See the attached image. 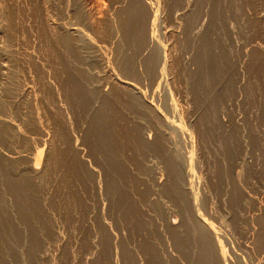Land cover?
Here are the masks:
<instances>
[{
  "label": "rangeland",
  "instance_id": "rangeland-1",
  "mask_svg": "<svg viewBox=\"0 0 264 264\" xmlns=\"http://www.w3.org/2000/svg\"><path fill=\"white\" fill-rule=\"evenodd\" d=\"M73 1L74 2H72V0H60V2L55 1V0H52V1L51 0H32V1L31 0H16V1L15 0H13V1L9 0V2H8V0H2V1L0 0V3H1L0 9L2 7L4 8V9L3 8L1 9L3 11L0 10V14H1L0 15V19H1L0 20V31H1V33H0V44H1L0 47L5 46L6 45L5 43H7L9 41H11L12 47H13V53L11 52L9 54V53L4 52L2 54L3 57L1 56V59H4L3 61L8 63L10 65L11 69L14 70V71H11L10 74H14V75L16 74V76H17V73H18V76H19V73H20V76L23 77V80H22V78L19 76V80H22V82L19 81L21 83L20 85L23 87L24 86L23 84H28V86L30 88L28 93L26 92L27 95H26V93L23 95L24 98L20 97V98L16 99L17 101L15 100L17 102V104L19 103L18 104L19 106H17V104L16 105L14 104L15 105L14 108L16 109V107H18V109H19V107H20L21 110L16 109L17 111H19V113H17V111H16L17 114L14 117H15L16 121L18 120L16 123L21 124L20 125L21 128H26V120L24 121L22 119L23 117L26 119V117L28 116L27 118L31 119V128H32L31 129L32 132L30 131L31 132V152H32L30 154L31 159L34 155V152L38 149L37 147L43 149V152L45 153V154L43 153L41 165H40L41 170L38 174H36V172H31L30 168L25 167L26 168L25 169L24 166L20 165L21 168L20 169L17 168L15 176L21 177L25 173H26V175H28V174L32 175L33 174L34 176L32 175V177L27 176V177L31 178V184H33L34 182L35 183L37 182L36 180L39 179L41 173L43 174L44 172H46L47 167H48L49 171L48 170L47 171L51 172V173H48V174H50L49 176L51 177V178L50 177L49 178L52 180V181L50 180L49 186H50V184H52L53 186L52 185L51 186L55 190L58 191V192L57 191L54 192V189H50L51 186L50 187L48 186L49 188L48 189L46 188V190L48 191V193H47V191L42 189V188L36 189L35 187H37V186L35 183H34V185H32L33 187L35 186L34 188L36 190L35 189L34 190L37 191V192H35L33 189H31L32 192H34L35 197L36 198L38 197L37 199H40L42 194H43V197L41 198L43 200L41 201V199H40L41 203H39V200L36 199V201H38V203L40 204V205H37V208L41 207L43 210H45V211H43L42 209L39 210V208H38L40 213L37 210V216L39 217V215H40L41 220L39 219L40 221H38V220L35 221V223H36L35 225H37V228L40 227V230H41V226H43L41 223L46 221V223L45 222L43 223L44 225L47 224L44 227V228H46V231H44L45 230L44 228L42 229V231H40L41 234L39 233V236L41 237V239L37 238L39 236L36 237L37 240H39V244L36 246L32 245L30 247V250L28 249L29 247H24L22 249L17 248V251H16V249L11 250L9 252V254L10 253L13 254V252H14V254L13 255L10 254L9 255L10 257H7V258H9L8 260H7V258L5 259L7 262L5 260H3L4 259L3 258L4 252L2 251V249H0L1 250L0 251V264L1 263L2 264H4V263L15 264V262L17 264H97V263L98 264H111V263L112 264H127V263L128 264H136V263L137 264H163V263H165L166 264V262H168V260H169V259L166 260V258H168V257H166L164 259L163 257L161 258V256H160V258L157 259L158 258L157 253L160 250L159 244L160 243L163 244L164 238H163L162 233H160L158 226H156V222H154V220H153V222L155 223V224H153L154 226L152 224H151L152 226H146L143 223H141L142 225L138 224V225H136L137 227L134 226V223L131 225V224H129L130 223L129 222L128 223L130 225V227H129V225L127 224V221L125 222V220H124V219H127L129 217V214L134 213V209L137 211L136 213L141 214V212H143L147 217H149V218L153 217L154 219H156L154 214H157L158 212H156V213H154V212L156 209L161 208V202L162 203L165 202L163 204L171 212V214H172V215L170 214L171 218H174L173 220H176V222H179L178 220H180V222H182V220L184 219L183 216L186 215L185 212H187L188 206H189L188 212L191 209L193 211V213H192L193 215L200 213L201 216L206 218V220L209 222L210 227H211V229L208 231V233L210 234L212 232L210 235V238L211 239L213 238L212 243L215 242L214 244L216 246V242H218L219 245H218V243H217V245L219 246V248H221V250H220L221 252L219 251V253L223 252L225 254V255L223 253L218 254L217 251L214 250V247H212L214 250L213 253H215L214 254L215 255V261L217 260V262H216L217 264H261V263L264 264V258H263L264 257V172H263L264 171V0H224V1L223 0H207V1L206 0H140V1H142L141 4L143 3L142 6H144V9L147 13L146 14L147 15V21H146L145 26L143 28V29L147 28L146 31L143 30L144 35H145V41L152 38V29H151L152 28V19L154 18V14L155 13L157 14L156 31H155V36L153 37V38H155L156 41L155 40H153V41H155V43H157V45H159L161 47V54H162L163 58H165V61H164L165 64L164 63L163 64L165 65V74H166V75L165 74L163 75L164 77L162 76L164 84H161L160 89H159L160 86L157 85L158 78H156V81H155V79H153V75H152V77L151 76L148 77L149 74L146 72L147 70L145 68L144 63H145L146 57L149 54V51H148V49L144 50V47H145V44H147V43L145 41H143L142 45H140V46L138 45V50H137V48H135L132 44L135 39L133 38L134 36H133V33L131 32V29L127 30V28H126V31L122 27H121L122 29H120V22L118 19V15H120L119 10L126 0H102V1L101 0H84L85 2L83 0H73ZM202 1H203V3H202ZM81 2L83 3L82 5H81ZM233 3H235V4H233ZM13 4H18V5H13ZM49 4H50V6H49ZM20 5L23 7H21ZM213 5H214V9H213ZM12 6H13V9L15 11L12 8H10ZM67 6H68V8H67ZM81 6H82V9H81ZM228 6H229V8H228ZM233 6H234V8H233ZM64 7H66V8H64ZM72 7L74 8V10ZM21 9H22V11H25V12L23 13L21 11ZM55 9H57V10H55ZM63 9L66 12L67 11L68 12L66 13L65 11H63ZM77 9H79L80 13ZM228 9L229 10L231 9L230 12H228L229 11ZM233 9L235 12H233ZM12 10H13V12H12ZM16 10L18 11V13L20 15L17 13ZM50 10H52V11H50ZM215 10L217 11V13L215 12ZM224 10L226 11V13ZM4 11H6L7 13L9 12L8 15H6L7 13ZM44 12L46 13V15L48 17L50 16L52 19L47 18V16L45 15ZM64 12L66 13V15ZM81 12L83 13V15ZM55 13H57V15ZM79 14H81V16ZM210 14L214 15L213 17L211 16L213 19L210 17ZM225 14H226V16H225ZM229 14H231V15H229ZM232 14H235V16H237V18L236 17L235 18L238 21L237 22L234 21V23H235V25H238V26H235V25L232 26V24H234L233 22L231 23V21L234 19V17H232ZM12 15H14V17ZM32 15H33V17L35 16L36 19H35V17L32 18ZM40 15H42V16H40ZM62 15L63 16L65 15V16L63 17ZM193 15H194V17L196 15V17L198 19H196V17L193 19ZM24 16L26 18H24ZM52 16H54V17H52ZM199 16H200V18H199ZM223 16L227 17L229 19L231 18L230 22H229V24L231 23L230 24V33H229L231 38L228 37V39H227L226 35L224 36L226 38L223 37L226 40L225 41L226 44L224 43L223 44L224 48L223 47L222 48L225 51V58L228 60V57L229 58L233 57V59L232 60L229 59L231 61L228 60L229 62L226 63L227 60L224 58V62L226 63L224 65V69L226 71H225V73H223L221 75L220 78H218V82L217 81L214 82L213 87L211 85V89H213V88L215 89V90L213 89L211 93L215 94V96L213 95L212 96L213 98L212 99L210 98L211 101L208 98L207 101L204 102V101H202L203 99H200L201 97H200V94L198 91L199 88L197 89V86H195L196 82L193 78V74H195L197 71L196 70L197 66L195 65V64H197L195 61L197 58H195V57L196 56L198 57V55H195V54L200 53L201 38L203 40V38L205 36H209L211 33H217L219 35L218 32L224 33L225 30H226L225 32H227L228 26L226 28L222 23L223 22L222 19H224ZM57 17L58 18L60 17L61 21ZM214 17H215V19H214ZM66 18H70V19L67 20ZM79 18H81V19H79ZM26 19H28V20L26 21ZM38 19H40L43 23ZM217 19H219V20H217ZM12 20L13 21L15 20V22L12 23L13 22ZM196 20H197V22H196ZM212 20L214 22H212ZM28 21H30L31 23ZM34 21L36 23H38L37 24L38 26L40 24L42 26H39L40 28H38V26L36 25V23H34ZM47 21L49 24L47 23ZM54 21L57 24L54 23ZM127 21L128 20H126L127 25L125 23L126 27L131 24ZM7 22H8V25H7ZM68 22H70V23H68ZM190 22H191V24H190ZM194 22H195V24H194ZM215 22H219V23H217V25L219 24L218 27H217ZM75 23H76V25L78 24L77 26L80 29V34L72 33L69 35L66 28L68 26L75 25ZM34 25H36V26H34ZM47 25H49V26H47ZM220 25L225 29L222 30L221 29L222 27L220 28ZM32 26H34L35 28ZM111 26L113 28L115 26V28H114L115 30L112 29ZM43 27H44V29H43ZM52 27H53V30H52ZM195 27H197V29L198 28L199 29L197 30ZM206 27L208 29H210L209 31H211V33L209 31H207L208 29ZM233 27L237 28V30L235 29L237 32L235 30H233L234 29ZM56 28L59 32L56 30ZM214 28H215V31L218 28L217 29L218 32L217 31L215 32ZM231 29H232V31H231ZM42 31H44V32H42ZM55 31H57V33ZM233 31H235V32H233ZM5 32H7V33H5ZM45 32H48V34ZM116 32L120 34V36H119L120 38H121V35L123 37V38H121L122 42L124 41L122 48H124L126 50L125 53L135 57L136 60L140 59L139 62L135 61V65L137 67H135L136 69L134 68L133 71H131L132 74L127 73V75H126L125 70H123L124 69L122 66L123 61L121 60V57L119 58V53H118V52H120V46L117 47L116 43L118 41L114 42V40H117V39H113V36ZM207 33H210V34L208 35ZM4 34H5V36H4ZM43 34L46 37H44ZM54 34H55V36H54ZM60 34L61 35L64 34V36L62 35L63 37L68 36V37L75 38V40L71 39V46L73 49L72 48L68 49L62 43L57 42L61 37ZM74 34L78 37H76ZM48 35L52 36V37H49ZM59 35H60V37H59V39H57V37ZM2 37H3V39H2ZM53 38H56V39L54 40ZM4 39H6V40H4ZM127 39H129V40H127ZM229 39H231V40L229 41ZM2 40H4L5 43ZM232 40H233V42H231ZM234 40L237 43L236 42L234 43ZM72 41H74V42H72ZM125 41H127V42H125ZM129 41H131L132 46L128 44ZM227 42H228V44H227ZM46 43H47V45H46ZM59 43H60V45H59ZM74 43H75V46H74ZM232 43H233V45H231ZM237 45H238V47H237ZM42 46L45 50L44 49L42 50ZM141 46H142V48H141ZM231 46H234V47H231ZM46 47H47V49H46ZM235 47L238 48V50H239V51L237 50L238 52L235 49H233ZM48 48H50V49H48ZM114 48H115V50H114ZM116 48H118V49L116 50ZM191 48H192V50H191ZM239 48H241V49H239ZM233 50H234V55H233ZM228 52L231 53L233 56L231 55V57H230V54ZM47 53H48V55H47ZM116 53H117V56H116ZM139 54L141 57L139 56L140 58L139 57L137 58V55H139ZM134 55H136V56H134ZM226 56H228V57H226ZM236 58H238L239 60ZM68 59L72 63V65H73L72 67L77 69V73L81 72L83 75L85 74L84 75L85 78L83 79L84 80L83 84L88 90H86V89L82 90L81 91L82 93L79 92V93H81L80 95L75 94V93H77V91H74V90L71 91V90H69V88H67V86L70 85V84L68 85V77H71L70 78L71 83H72V81H74L75 78H77V80L79 78L77 76L76 72L74 74L72 73L73 75L69 76L68 73L65 71L64 67H65V63L67 62ZM237 60H238V63H236ZM217 62H218V60H217ZM120 63H121V65H120ZM139 63H141L142 65ZM231 65L234 66V68ZM15 66H18V67H15ZM58 66H60V67H58ZM229 68H231V69H229ZM140 69H141V71L143 69V71L140 72ZM52 70H54V71H52ZM120 70H122V71H120ZM124 72H125V74H124ZM237 72L240 74H238ZM141 74H142V76H141ZM235 74H236V76H235ZM134 76L137 78H135ZM91 77H92V79H91ZM126 77L127 78L133 77V78H131V80L133 79V81H135L136 85L143 90L142 95L144 98L143 97L142 98H143V100H145V97L148 99V101L145 100V103L147 104L146 108L148 106L149 109H147V110H149V112L153 116L158 117L157 115H159V114L163 113V111H165L163 114H165V113H167V114H165L164 116L161 114L163 117L169 118V116H170L171 119L174 118L173 120H175V122L177 121V119H180V120H178L179 121L178 123H180L182 127L184 126L183 128H186L185 129L186 132L189 131L188 133H185V135H184L185 138L184 137H183L184 139L182 138V141H181L182 143L180 142V144L178 146H176V148L178 149V153L181 156L180 159H181V164H182V165L180 164L181 165L180 168H182V169H180L181 171H179V175H180L179 178L181 179L179 191L181 192V194L178 193L181 196L179 195L178 197L174 198L172 196V194H170L171 193L170 191H169L170 193H168V190H170L168 188V185H170L172 183L171 182L172 181L171 177L173 176L172 174H175V171L173 170V166L170 165L172 167V168H170V166L166 163L165 158L163 160L162 156H159L157 153L155 154L153 152H151V154L148 155V158L150 159L149 161L144 160L143 159L144 158L143 157V151H142L143 147L138 148V150L139 149L140 150L139 151L136 150V151H138V153H137L134 150L133 141L131 139H128L129 141H132V142H129L130 143V145H129L128 140L123 139V138H126V136L124 137L125 134L120 133V134L113 137V140H114L113 143H115V145H117L119 147L118 148L119 150H117V151L121 152V153L116 152L117 154L116 153L114 154V156H115L114 159H116V161L119 163V165L116 167L112 166V168H113L112 169V168H110L112 163H110L109 166L107 165L109 167V169H108L109 171L107 170L108 167L106 166V163L103 162V161H105L103 159H106V160L108 159V158H106L107 156H105V154L107 155V153L105 151H104V153H102L103 151H98L99 154L96 155L97 152L95 150H93V148H92L93 146H91V145H93L92 144L93 142L91 140L92 138L89 139V136H90L89 130H91V117L94 114L93 111L95 112V110L96 111L99 110V107H101V104L106 105L105 108H103V111H105L109 117L110 116L112 117V118L110 117V119L108 118L109 122L111 123V124L109 123V125H111L110 126L111 129L115 126L116 123L118 124V125H116L117 129H119L121 126L123 129H126V128H124L125 127L124 124H126L125 120H127V121L129 120L131 123L132 119H133L132 120L133 122L130 125V129L133 127L132 125H134V123H136V122H138L137 124H139V126L142 128L146 127V126H149L152 128L156 127V129L158 128L157 123H156L157 121L152 120L151 119L152 117L149 114H147L146 112H145L146 115L145 114L138 115L139 113H137V112H135L134 114L133 113L129 114L127 112V110L128 111L131 110V109H127V106L129 105V104H127L128 100H129L128 96L130 95V93H132V91L129 90L131 88V86H127V85L125 86L124 82L119 79V78H126ZM139 77H141V78H139ZM145 77L146 78L148 77L149 80L144 79ZM234 77H236L235 81H237L236 82V84H237L236 91L233 89L231 90V88H229L230 87L229 84L232 82V79ZM152 82H154V83L152 84ZM224 85H226V88H229V89H226L224 87ZM48 86L51 88H49ZM94 86H97V87H94ZM99 86H100V88H99ZM90 87H92V88L90 89ZM128 87H129V89H126ZM133 87H132V89L135 90L136 86H135V89ZM0 88H2L1 85H0ZM47 88H48V91H47ZM3 89L4 88H2V90L0 89V93H2L4 91ZM49 89H51V90H49ZM222 89H224V90H222ZM220 90L222 91V93ZM218 91H219V93H218ZM156 94H157V96H156ZM167 95H168V97H167ZM211 95L212 94H210V96ZM51 96H52V98H51ZM150 97H151V99H150ZM90 98H91V100H90ZM48 99L49 100L51 99L50 102L48 101ZM118 99H119V101H118ZM55 100H57V102ZM95 100H97V101H95ZM217 100H219V101H217ZM150 102L153 103V105H149ZM165 102H167V103L169 102L168 104H171L172 106L171 107L168 106V104H166ZM79 103H81V105ZM114 103H115V105H114ZM215 103L217 105H215ZM0 104H1L0 106H2L1 100H0ZM23 104L26 106H24ZM117 104H119L120 106ZM27 106H28V108H27ZM110 106H111V108H110ZM150 106L151 107L154 106L155 109L153 107L151 108ZM206 106H207V108H206ZM22 107H23V109H22ZM117 107H118V109H117ZM162 107H163V109H162ZM122 108L124 109V113H123ZM128 108H129V106H128ZM156 108L158 110H156ZM27 109H29V111ZM30 109H31V112H30ZM86 109H87V111H86ZM151 109H154V112H153V110L151 111ZM207 109H209V111ZM13 111H15V110H13ZM75 112H76V115H75ZM77 113H78V115H77ZM30 114H31V116L29 117ZM121 114L123 117L121 116ZM85 115H87L88 118L85 117ZM119 115H120V117H119ZM20 116L22 118H20ZM176 116H177V118H176ZM74 117H78L77 118L78 121H76ZM113 117H116V118H113ZM84 118H85V121H84ZM134 118L136 121L134 120ZM19 119L23 120L24 122L23 121L21 122ZM113 119H116V121ZM137 120H139V121H137ZM149 120H152V121H150L151 124L148 123ZM80 121H81V123L83 121V123L81 124ZM86 121H87V124L84 123ZM89 121H90V123H89ZM140 121H141V123L144 121V123L141 124V123H139ZM75 122H77L76 123L77 125L75 124ZM64 123H65V125H64ZM78 123L81 124V127ZM158 123H159V121H158ZM126 127H128L127 124H126ZM85 128H87V129H85ZM161 128H162V126H161ZM187 128H188V130H187ZM85 130H86V132H84ZM131 132H132V134L134 133L133 130L131 129L129 131L128 135L132 136ZM154 132L155 131H153V129L146 130V134L148 135L149 138L153 137ZM191 133H192V135H191ZM186 134H188V135L186 136ZM62 135L64 136V138L67 137V135L69 136V137H67V138H69L68 139L69 144L67 142L65 143L66 139H64ZM19 137H20L19 138L20 140L18 139V142L21 141V142H19V145L20 144L22 145V142H24V141H23V139H21L22 136L20 134H19ZM70 137H71V139H70ZM117 137H118V139H117ZM84 140H85V142H84ZM0 141H1V139H0ZM40 142H43V143H40ZM89 142H91V143H89ZM13 144L15 146V142ZM72 144H73V147H71ZM89 144H91V145H89ZM16 145L18 146L17 142H16ZM21 145L19 146L20 148H18L19 150L20 149L22 150L24 148L23 145L22 146ZM119 145H121V146H119ZM76 146L78 149L77 156L80 158V160L83 159V161H85V162L88 161L87 166H89L91 169L95 170L94 172L98 175V177L95 175V177H97V178H95L96 184H98V185H96V187L92 186L90 183L87 182L88 181V180H86L87 174H85V173H89V172L85 171V168H83V164H82V166L79 165L80 167H82V170L84 169L83 173H82V170L79 166L78 167L80 169L78 172V170H77L78 167H73L72 165H68V162L71 161L72 154L75 153L74 150H72V148L76 149ZM125 146H127V147H125ZM228 146H230V147H228ZM124 147H125V149H123ZM129 147H130V149L128 150ZM35 148H36V150H35ZM59 148H60V150H59ZM67 148L69 150L71 149L73 152L70 150L71 153L69 151H68L69 153H66V150H68ZM89 149H90V151L88 152ZM91 149H92V151H91ZM121 149H123V151ZM124 150H125V152H124ZM127 150L129 152L126 153ZM132 151H133V153H132ZM123 153L124 154L126 153L127 156H124ZM224 153L226 156L224 155ZM261 153H262V155H261ZM103 154H104V156H103ZM134 155H136V157ZM93 156H95V157H93ZM116 156H118V157H116ZM131 156H132V158L133 157H135V158L132 159ZM78 157H77L78 161L81 162ZM102 157H104V158L102 159ZM119 157L121 158L122 161L120 160ZM138 157H140L141 159ZM122 158H124V159H122ZM57 159H58V161H57ZM134 160L137 163L139 162L140 166H138ZM143 160L147 163L148 167H150V170L152 171L151 173L148 171L149 168L147 167V165L145 164V162ZM109 161H111V160H109ZM124 161H125V163H124ZM234 161H235V163H234ZM98 162H100L102 164H99ZM111 162H113V159ZM128 162H129V164H128ZM131 162H133V163H131ZM140 162H142V163H140ZM223 162H225V163H223ZM54 163L57 166L53 165ZM141 164H142V166H143V164H144V166L146 165L145 168L143 166L145 171L142 170ZM23 165H25V164H23ZM122 165H123V168H122ZM132 165H134V166L132 167ZM233 165H235V166H233ZM50 166H52V168H50ZM70 166H71V168H70ZM119 166H120V168H119ZM53 167H55V169ZM126 167H127V169H126ZM130 167L133 169V172L131 171ZM151 168H153L154 170ZM72 169H73V173H72ZM114 169L118 170V171L120 170L119 172L122 174V177L123 176L126 177V178H122L123 181H125V182L122 181V183H121L122 188L125 187L126 189L123 188V191L121 192L122 195H119L118 197L111 195V190L108 186L110 183L109 181H111L113 176H115V174H116L114 172L115 171ZM125 169H126V171H125ZM171 169L173 170V172ZM52 170L53 171L55 170V174ZM68 170H69V172H68ZM110 170L113 173L110 172ZM228 170L230 172H227ZM140 171H143V173L142 172L140 173ZM67 172L70 174L71 177L73 176L72 177L73 179H71V180H73L75 183H76V181L79 182L80 188H78L79 187L78 183H77L78 184V186H77V184L73 183V181H72L68 184V185H70L69 190H68V185H67V188H66L67 190H64V193H63L62 186L58 187V185L60 184V181H61L60 178H62V174H64V176H65L67 174ZM75 172H76V174L77 173H79V174L82 173V174L81 175L77 174L78 175L77 176L74 174ZM145 172H149V174L148 173L145 174ZM180 172H183V173H180ZM105 173L106 174L108 173V174L105 175ZM111 173L113 174V176H111L112 175ZM125 173L127 175L129 174L128 175L129 178L127 175H125ZM139 173L141 174V176L139 175ZM237 174H239V175H237ZM130 175L132 177H130ZM142 175H144L145 177H143ZM242 175H243V177H242ZM54 176L55 177L57 176V177L54 178ZM59 176H61V177H59ZM153 176H155V177H153ZM77 177L79 179H77ZM81 177H82V179L84 178V181L81 179ZM34 178H35V180H34ZM102 178H104V179H102ZM109 178H110V180H109ZM134 178H135L134 183L138 182V184L133 183ZM137 178L138 179L143 178V180L144 179H146V180L144 181V183H142L143 180L141 179L138 181ZM153 178H155L154 179L155 182H154ZM55 179H56V182L54 181ZM106 180H107L108 185H106L107 184ZM126 180L128 182H126ZM130 180L132 183L130 182ZM52 182L55 184L57 182L58 183L55 185ZM139 182L142 183V185L139 184ZM146 182H148V183H146ZM84 183H87V184L83 185ZM54 185H55V187H54ZM82 185L84 186V188ZM88 185H90V187H88ZM165 185L167 187H165ZM138 186H140L141 188ZM142 186H143V188H142ZM56 187H58V188H56ZM85 187H88V188H85ZM92 187H94V188H92ZM106 187H107L108 191L110 190L109 197L105 194ZM134 187H137V188H134ZM153 187H155V188L157 187L156 189L154 188L155 191L152 190ZM237 187H238V189H237ZM98 188H99V190H98ZM95 189H96V192H95ZM39 190L41 192L44 191V193H39L40 192ZM60 190H61V192H60ZM92 190L94 191V193H92ZM157 190L159 191L158 193H157ZM164 190H166V191H164ZM246 190H248V191L245 192ZM70 191H71V193H69ZM125 191L127 192L126 193L127 196L124 193ZM139 191L141 192V195H140ZM149 191H151V192H149ZM32 192H31V195H33ZM52 192H54L55 194ZM74 192H75V194H74ZM103 192H104V194H103ZM164 192H166V193H164ZM100 193L102 194V196H100L101 195ZM183 193H184V196H182ZM194 193H196V195L198 197V200H197L198 204L197 205H194L188 199V197H190ZM241 193H243V194H241ZM93 194H95V195L93 196ZM98 194H99V196H98ZM128 194H132V196L130 195L128 197ZM158 194L160 196H158ZM169 194L172 197H170ZM238 194H239L240 200H238L239 199ZM247 194H248V196H247ZM36 195H38V196H36ZM72 195H73V197H72ZM133 195L136 197H134ZM62 196H63V198H62ZM121 196H123V197H121ZM141 196H142V198H141ZM162 197H163V200H161ZM94 198H97V199L95 200ZM101 198H102V201H101ZM110 198H112V199H110ZM122 198H124V199L121 200ZM126 198L129 200H126ZM152 198L156 199V201L160 200V202H156V201L154 202V200H152ZM106 199L107 200L110 199L109 200L110 202L107 201ZM116 199L118 201H121V203L119 202L120 203L119 204ZM132 199H133V201H130ZM134 199L136 202H134ZM145 199H148V200H145ZM181 199H184V200H181ZM98 200L101 201V204ZM112 200H113V202L115 201L114 203L116 205L119 204V206L117 207L114 203L112 204ZM246 200H247V202H246ZM96 201L99 203L95 204ZM122 201H123V204H122ZM178 201L180 203H178ZM183 201L185 204L183 203V205H182ZM61 202H63V203H61ZM80 202H81V204H80ZM131 202H133V203L131 204ZM141 202H143V203H141ZM186 202H188V204ZM205 202H207V203H205ZM102 203H104V204L102 205ZM108 203L109 204L111 203L110 204L111 206H109L110 209H109V207L107 208ZM137 203H138V205H137ZM129 204L132 205L130 208H129ZM77 205H79V206H77ZM122 205H124V207H125L124 209H123ZM136 205L139 207V209ZM185 205H186V207L184 208L183 206H185ZM96 206H97V208H96ZM98 206H99V208H98ZM114 206H116V208H118V210L116 208H114ZM171 206H172V208H171ZM75 207H77V208L75 209ZM152 207H153V209H152ZM144 208H146V210ZM169 208H171L172 211ZM173 208L176 209V211H174ZM180 208L184 211L186 209V211L183 213V211ZM193 208L195 210H193ZM98 209H100L101 211H99ZM41 210L43 211L42 213H41ZM121 210H122V212H121ZM123 210L126 214L123 212ZM196 210H197V212H196ZM98 211H99V213H98ZM113 211L115 212V216H114ZM179 211H181V212H179ZM192 211H190V213ZM44 212H47V214L48 213L50 214V216H49V214H48V216L50 217V219L52 218L51 220L53 222L52 221L51 222L53 223V225L48 226L49 224L47 223V220L45 219V216L43 214ZM172 212H174V213H172ZM107 213H111L109 215L111 217H109L107 215ZM181 213H183V214H181ZM152 214H153V216H152ZM173 214H174V216H173ZM82 215H84L85 217ZM99 215H100V219H98ZM106 216H108V217H106ZM122 216H124V217H122ZM79 217H80V219H79ZM178 217H181V218H178ZM75 218H76V220H75ZM118 218L121 220H118ZM36 219H38V218H36ZM42 219H43V221H42ZM95 219L96 220L98 219L99 221H96ZM113 219H116V220H113ZM117 220L120 222V224ZM122 220H124L123 222L125 224L122 222ZM54 221H57V222H54ZM37 222H40V223L37 224ZM103 222H105V224H107V226H109L110 228L107 227V229H101V230L97 229L98 225L102 224ZM115 224H117V225H115ZM180 225H181V223H180ZM180 225H179V227L182 228L183 225L182 226H180ZM116 226H117V228H116ZM120 226H121V228H120ZM142 226H144L145 228H148V227L149 228L148 229L144 228L145 230L143 232H140L141 235H139V234H137V232L142 228ZM113 227L115 229H117L118 231L113 230L114 229ZM122 227H124L125 230L122 229ZM126 227L127 228L129 227V228L126 229ZM131 227H134V228H131ZM48 228H49V230H47ZM109 229H111V230H109ZM76 230L78 232H76ZM90 230H92V232ZM105 230H108V231H105ZM129 230H130V232H129ZM132 230H133L134 234L131 232ZM123 231L124 232L127 231L129 234L127 232L124 233ZM146 231H148V234ZM102 232H104V233L102 234ZM119 232L122 233V234L120 233L121 234L120 237H119ZM144 233H145V235H144ZM105 234H106V236H105ZM136 234H137V236H136ZM133 235L135 236L134 239H137V241L132 238ZM168 235H170V234H168ZM108 237H109V239H108ZM125 237H128V238L126 239ZM129 237H130L131 241H130ZM140 237H141V239H139ZM73 238H75V239H73ZM124 238L126 239V240H124L125 242L122 240ZM133 240H134V243L136 242L135 245H134V243H131V242H133ZM139 240H140V242H139ZM100 241L104 242V243H101ZM152 241H155V243ZM152 243H154L155 248L153 247ZM108 244H109V246H108ZM129 246L131 249L128 248ZM123 247H125V248H123ZM132 247L134 248L135 251L137 250V252H138V250H141L139 248H144V247L147 248L146 249L147 252L144 255L145 257L144 256H138V253L133 251ZM136 248H138V249H136ZM175 248L177 249V247H175ZM97 252H99V253H97ZM126 252H128V253H126ZM15 253H16V255H15ZM20 253H22V254H20ZM131 253H132V255H131ZM181 253L182 252L179 251V249H177V252H175V254H173L174 256L176 255L175 256L176 258L174 256H172L173 259L169 260V262L174 261L176 263L178 262L179 264H181V263L185 264L186 262L184 261V259H186V258H184L183 254H181ZM5 254H7V253H5ZM151 255H152V257H150ZM216 255H217V257H216ZM220 255H222L221 256L222 258H219ZM14 257H16V258H14ZM10 258H11V260H10ZM110 258H112V259H110ZM141 258H142V261H141ZM217 258H219V259H217ZM220 259H222V260H220ZM15 260H17V261H15ZM129 261H131L132 263ZM144 261H145V263H144ZM174 262H173V264H175Z\"/></svg>",
  "mask_w": 264,
  "mask_h": 264
},
{
  "label": "bare ground",
  "instance_id": "bare-ground-1",
  "mask_svg": "<svg viewBox=\"0 0 264 264\" xmlns=\"http://www.w3.org/2000/svg\"><path fill=\"white\" fill-rule=\"evenodd\" d=\"M2 1V0H1ZM13 1V0H12ZM16 1V0H15ZM32 1V0H31ZM52 1V0H51ZM55 1H59L60 2V0H55ZM84 1V0H83ZM82 1V2H83ZM102 1V0H101ZM207 1V0H206ZM224 1V0H223ZM4 2V1H3ZM8 2H9V0H8ZM62 2V1H61ZM72 2H74L73 0H72ZM77 2V1H76ZM75 2V3H76ZM81 2V5L83 4ZM85 2V1H84ZM141 2L142 1H140V0H126L125 2H124V4L121 6V8H120V15H118V19H119V22H120V29H124L125 31H126V28H127V30L128 29H131V32L133 33V38L135 39L134 40V42L132 43L133 44V46L135 47V48H137V50H138V45L140 46V45H142V43H143V41H145V35H144V31L143 30H145L146 31V29H143L144 28V26H145V23H146V21H147V13H146V11H145V9H144V6H142L143 5V3L141 4ZM215 2V1H214ZM213 2V3H214ZM104 3V2H103ZM102 3V4H103ZM202 3H203V1H202ZM231 3V2H230ZM1 4V3H0ZM51 4V3H50ZM50 4H49V6H50ZM68 4V3H67ZM77 4V3H76ZM201 4V3H200ZM229 4V3H228ZM233 4H235V3H233ZM232 4V5H233ZM13 5H18V4H13ZM60 5V4H59ZM69 5V4H68ZM73 5V4H72ZM71 5V6H72ZM231 5V6H232ZM21 6V5H20ZM19 6V7H20ZM104 6V5H103ZM1 7V6H0ZM16 7V6H15ZM14 7V8H15ZM21 7H23V6H21ZM74 7V6H73ZM72 7V8H73ZM212 7V6H211ZM236 7V6H235ZM3 8V7H2ZM1 8V9H2ZM6 8V7H5ZM10 8H12L13 9V6L12 7H10ZM59 8V7H58ZM61 8V7H60ZM64 8H66V7H64ZM67 8H68V6H67ZM80 8V7H79ZM228 8H229V6H228ZM233 8H234V6H233ZM0 9V10H1ZM4 9V8H3ZM18 9V8H17ZM81 9H82V6H81ZM80 9V10H81ZM105 9V8H104ZM213 9H214V5H213ZM212 9V10H213ZM8 10V9H7ZM14 10V9H13ZM13 10H12V12H13ZM55 10H57V9H55ZM59 10V9H58ZM62 10V9H61ZM73 10H74V8H73ZM76 10V9H75ZM78 11H79V9H77ZM102 10V9H101ZM100 10V11H101ZM221 10V9H220ZM229 10V9H228ZM231 10V9H230ZM230 10L228 11V12H230ZM1 11H3V10H1ZM15 11V10H14ZM17 11V10H16ZM21 11H22V9H21ZM50 11H52V10H50ZM63 11H65L64 9H63ZM99 11V10H98ZM103 11V10H102ZM225 11V10H224ZM4 12H6V11H4ZM23 13L25 12V11H22ZM29 12V11H28ZM55 12V11H54ZM66 12V11H65ZM64 12V13H65ZM68 12V11H67ZM66 12V13H67ZM83 12V11H82ZM81 12V13H82ZM198 12V11H197ZM196 12V13H197ZM214 12V11H213ZM215 12L217 13V11L215 10ZM221 12V11H220ZM233 12H235L234 11V9H233ZM232 12V13H233ZM7 13V12H6ZM5 13V14H6ZM9 13V12H8ZM8 13L6 14V15H8ZM15 13V12H14ZM17 13H18V11H17ZM45 13V12H44ZM62 13V12H61ZM66 13H65V15H66ZM75 13V12H74ZM79 13H80V11H79ZM101 13V12H100ZM195 13V12H194ZM207 13V12H206ZM219 13V12H218ZM225 13H226V11H225ZM19 14V13H18ZM26 14V13H25ZM51 14V13H50ZM56 15H57V13H55ZM63 14V13H62ZM115 14V13H114ZM202 14V13H201ZM228 14V13H227ZM1 15V14H0ZM20 15V14H19ZM29 15V14H28ZM35 15V14H34ZM37 15V14H36ZM44 15V14H43ZM45 15H46V13H45ZM59 15V14H58ZM64 15V16H65ZM80 16H81V14H79ZM82 15H83V13H82ZM200 15V14H199ZM217 15V14H216ZM229 15H231V14H229ZM234 15V16H233ZM10 16V15H9ZM13 17H14V15H12ZM40 16H42V15H40ZM47 16V15H46ZM63 16V15H62ZM63 16V17H64ZM213 17L214 15L213 14H210V17ZM219 16V15H218ZM225 16H226V14H225ZM228 16V15H227ZM5 17V16H4ZM11 17V16H10ZM16 17V16H15ZM28 17V16H27ZM35 17V16H34ZM33 17V15H32V18H34ZM39 17V16H38ZM52 17H54V16H52ZM61 17V16H60ZM58 18L59 20L61 19V18ZM117 17V16H116ZM153 17V16H152ZM195 17H196V15H195ZM194 17V15H193V19L195 18ZM203 17V16H202ZM211 17V18H212ZM221 17V16H220ZM219 17V18H220ZM224 17V16H223ZM232 17H234V19L231 21V23L233 22L234 23V21H238L236 18H237V16H235V14H232ZM236 17V18H235ZM17 18V17H16ZM20 18V17H19ZM24 18H26L25 16H24ZM45 18V17H44ZM47 18H51L50 16L48 17L47 16ZM56 18V19H57ZM199 18H200V16H199ZM218 18V17H217ZM222 18V17H221ZM10 19V18H9ZM35 19H36V17H35ZM43 19V18H42ZM52 19V18H51ZM67 20L68 19H70V18H66ZM79 19H81V18H79ZM117 19V20H118ZM156 19H157V14L155 13L154 14V18L152 19V38L151 39H148V40H146L145 42L147 43V44H145V47H144V50H147L148 49V51H149V54H148V56L146 57V59H145V68H146V72L149 74V76L148 77H152V75H153V79H155V81H156V78H158V81H157V85L158 86H160L159 87V89L161 88V84H164L163 82V79H162V76L165 74V63H164V61H165V58H163V56H162V54H161V47L159 46V45H157V43H155V38H153L154 36H155V31H156ZM196 19H198L197 17H196ZM213 19V18H212ZM214 19H215V17H214ZM231 19V18H230ZM230 19L229 18H227V17H224V19H222L223 20V25L227 28V26H228V30H227V32H225L224 31V33H220V32H218L217 31V29H216V31L219 33V35L217 34V33H211V31H209L210 29H208L207 27V31H209L210 33H207L209 36H205L204 38H203V40H202V38H201V41H200V53L199 54H195V55H198V57L196 56L195 58H197L195 61H196V63L197 64H195L196 66H197V71H196V73L195 74H193V78H194V80H195V82H196V85L195 86H197V89H198V91H199V94H200V99H203L202 101H204V102H206L207 101V99L209 98V100L211 101V99L213 98L212 96L214 95L215 96V94H213V93H211L212 92V90L214 89H211V85H212V87H213V84H214V82L215 81H217L218 82V78H220L221 77V75L223 74V73H225V69H224V65L226 64V63H228L229 61H231L232 59H233V57L232 58H229L228 56H226V57H228V60L229 59H231V60H227L226 58H225V51H224V47H223V44L225 43V39L224 38H226L227 37V39H228V37H230L231 38V36L229 35V33H230V24H229V22H230ZM1 20V19H0ZM28 19H26V21H27ZM32 20V19H31ZM38 20H40V19H38ZM55 20V19H54ZM78 20V19H77ZM115 20V19H114ZM126 20H128L127 22H129V23H131L129 26H125V23H126ZM201 20V19H200ZM217 20H219V19H217ZM216 20V21H217ZM13 21V20H12ZM25 21V22H26ZM41 21V20H40ZM57 21V20H56ZM61 21V20H60ZM82 21V20H81ZM204 21V20H203ZM206 21V20H205ZM15 22V20L12 22V23H14ZM28 22H30V21H28ZM33 22V21H32ZM42 22V21H41ZM40 22V23H41ZM66 22V21H65ZM74 22V21H73ZM196 22H197V20H196ZM212 22H214L213 20H212ZM31 23V22H30ZM34 23H36L35 21H34ZM43 23V22H42ZM47 23H48V21H47ZM46 23V24H47ZM51 23V22H50ZM54 23H56L55 21H54ZM59 23V22H58ZM68 23H70V22H68ZM77 23V22H76ZM76 23H75V25H73V26H68L66 29H67V31H68V33H69V35L70 34H72V33H78V34H80V29H79V27L76 25ZM216 23V25H217V23H219V22H215ZM16 24V23H15ZM38 23H36V25H37ZM49 24V23H48ZM57 24V23H56ZM65 24V23H64ZM80 24V23H79ZM115 24V23H114ZM190 24H191V22H190ZM194 24H195V22H194ZM221 24V23H220ZM238 24V23H237ZM7 25H8V22H7ZM13 25V24H12ZM36 25H34V26H36ZM59 25V24H58ZM72 25V24H71ZM113 25V24H112ZM126 25H127V23H126ZM202 25V24H201ZM206 25V24H205ZM215 25V26H216ZM219 25V24H218ZM218 25H217V27H218ZM233 25H235V23L234 24H232V26ZM34 26H32V27H34ZM38 26V25H37ZM39 26H42L41 24L39 25ZM38 26V28H40ZM47 26H49V25H47ZM46 26V27H47ZM52 26V25H51ZM66 26V25H65ZM147 26V25H146ZM235 26H238V25H235ZM31 27V28H32ZM59 27V26H58ZM117 27V26H116ZM119 27V26H118ZM122 27V28H121ZM198 27V26H197ZM197 27H195L196 29H197ZM214 27V26H213ZM222 26L220 25V28H221ZM35 28V27H34ZM111 28L112 29H114L115 28V26H114V28L111 26ZM212 28V27H211ZM232 28V27H231ZM234 29L233 30H237V28L236 27H233ZM43 29H44V27H43ZM64 29V28H63ZM117 29V28H116ZM194 29V28H193ZM199 29V28H198ZM197 29V30H198ZM201 29V28H200ZM222 30H224L225 28H221ZM33 30V29H32ZM48 30V29H47ZM52 30H53V27H52ZM56 30H57V28H56ZM115 30V29H114ZM119 30V29H118ZM117 30V31H118ZM133 30V31H132ZM213 30V29H212ZM235 30V31H236ZM40 31V30H39ZM51 31V30H50ZM58 31V30H57ZM57 31H55L56 33H57ZM61 31V30H60ZM195 31V30H194ZM214 31H215V28H214ZM215 31V32H216ZM221 31V30H220ZM231 31H232V29H231ZM235 31H233V32H235ZM3 32V31H2ZM35 32V31H34ZM42 32H44V31H42ZM59 32V31H58ZM63 32V31H62ZM112 32V31H111ZM114 32V31H113ZM197 32V31H196ZM200 32V31H199ZM213 32V31H212ZM223 32V31H222ZM237 32V31H236ZM0 33H1V31H0ZM5 33H7V32H5ZM45 33H47L48 34V32H45ZM53 33V32H52ZM61 33V32H60ZM121 33V32H120ZM205 33V32H204ZM3 34V33H2ZM46 34V35H47ZM50 34V33H49ZM65 34V33H64ZM64 34H62L63 36H64ZM74 34V35H75ZM7 35V34H6ZM32 35V34H31ZM44 35V34H43ZM53 35V34H52ZM61 35V34H60ZM60 35L57 37V39H59V37H60ZM61 35V37H60V39L57 41V42H60V43H62L63 45H65L66 46V48H72V46H71V39H74L75 40V38H72V37H68V36H65V37H63ZM226 35V37H224ZM4 36H5V34H4ZM37 36V35H36ZM49 36V35H48ZM54 36H55V34H54ZM76 36V35H75ZM113 36V35H112ZM120 36V34L119 33H115L114 34V36H113V39H117V40H114V42L115 41H118L116 44H117V47H119L120 46V52H118L119 53V58L121 57V60L123 61V70H125V72H126V75H127V73H131V71H133V69L135 68V67H137L136 65H135V61H138L139 62V60H136L135 59V57H133V56H131V55H129V54H126L125 52H126V50L124 49V48H122L123 46V42H122V39L121 38H123L122 37V35H121V38L119 37ZM38 37V36H37ZM44 37H46L45 35H44ZM49 37H52V36H49ZM74 37V36H73ZM76 37H78V36H76ZM149 37V36H148ZM224 37V38H223ZM7 38V37H6ZM186 38V37H185ZM2 39H3V37H2ZM40 39V38H39ZM54 40L56 39V38H53ZM77 39V38H76ZM4 40H6V39H4ZM4 40H2L3 42H4ZM78 40V39H77ZM125 40V39H124ZM127 40H129V39H127ZM153 40H155V41H153ZM196 40V39H195ZM231 39H229V41H230ZM133 41V40H132ZM42 42V41H41ZM56 42V43H57ZM72 42H74V41H72ZM125 42H127V41H125ZM202 42V43H201ZM231 42H233V40L231 41ZM236 41L234 40V43H235ZM2 43V42H1ZM5 43V42H4ZM44 43V42H43ZM55 43V44H56ZM60 43H59V45H60ZM76 43V42H75ZM75 43H74V46H75ZM237 43V42H236ZM6 45L5 46H3V47H0V85L2 86V88H4L3 90V92L2 93H0V100H1V102H2V106H0V139H1V141H0V249H2V251L4 252V255H3V260H5L7 257H10L9 255L11 254H9V252L11 251V250H15L16 249V251H17V248H20V249H22V248H24V247H29L28 249L30 250V247L33 245V246H36V245H38L39 244V240H37V238L38 239H41V237L39 236V233L41 234V232L40 231H42V229L45 227V225H47V224H43L44 222L46 223V221H44V222H42L41 224L43 225V226H41V230H40V227L39 228H37V225H35L36 223H35V221H40L41 220V217H40V215H39V217L37 216V210H38V208H39V210L40 209H42L41 207H38L37 208V205H40L39 203H41V201L43 200V199H41L42 197H43V194H42V196H41V201H40V199H37L36 197H35V195H34V192H32V190L31 189H37V188H42V189H44V190H46V188L48 189L52 184H50V186H49V183H50V174H48V173H51V172H48L49 170H48V167H47V170H46V172H44L43 174L41 173V175H40V177H39V179H37L36 181L38 182H34L35 184H36V186L37 187H33L32 185H34V183L33 184H31V178H29L30 176L32 177V175H30V174H28V175H26V173L24 174V175H22L21 177H16L15 175H16V171H17V168H21V166H24V168L26 167V168H30V170H31V172H36V174H38L39 172H40V165H41V160H42V156H43V149H41V148H39V147H37L38 149L36 150V148H35V152H34V155H33V157H32V159H31V119H28L26 116V119L23 117H21L20 116V118H22L24 121L26 120V128H21L20 127V125L21 124H19V123H16L17 121L15 120V117L14 116H16V114L17 113H19V111H17L16 109H18V107H16V109L14 108V106L17 104V98H20V97H23V95L27 92L28 93V91H29V86H28V84H23L24 86L22 87L20 84V82L19 81H21L22 82V80H23V77H21L20 76V73H19V76L22 78V80H19V76H18V73H17V76H16V74L14 75V74H10L11 73V71H14L13 69H11V67H10V65L8 64V63H6L5 61H3L4 59H1V56H2V54L4 53V52H6V53H13V47H12V43H11V41H9V42H7V43H5ZM58 44V43H57ZM126 44V43H125ZM124 44V45H125ZM129 45H131V41H129V43H128ZM226 44V43H225ZM227 44H228V42H227ZM239 44V43H238ZM242 44V43H241ZM1 45V44H0ZM3 45V44H2ZM45 45V44H44ZM46 45H47V43H46ZM50 45V44H49ZM114 45V44H113ZM230 45V44H229ZM231 45H233V43L231 44ZM132 46V45H131ZM160 48H159V47ZM191 46V45H190ZM228 46V45H227ZM77 47V46H76ZM125 47V46H124ZM223 47V48H222ZM226 47V46H225ZM231 47H234V46H231ZM237 47H238V45H237ZM237 47H235V48H233V49H235L236 51L238 50V48ZM51 48V47H50ZM50 48H48V49H50ZM141 48H142V46H141ZM181 48V47H180ZM237 48V49H236ZM44 48H43V46H42V50H43ZM46 49H47V47H46ZM73 49V48H72ZM118 48H116V50H117ZM190 49V48H189ZM231 49V48H230ZM239 49H241V48H239ZM45 50V49H44ZM114 50H115V48H114ZM191 50H192V48H191ZM199 50V49H198ZM228 50V49H227ZM128 51V50H127ZM239 51V50H238ZM237 51V52H238ZM141 52V51H140ZM169 52V51H168ZM194 52V51H193ZM50 53V52H49ZM55 53V52H54ZM60 53V52H59ZM74 53V52H73ZM137 53V52H136ZM139 53V52H138ZM229 53V52H228ZM236 53V52H235ZM56 54V53H55ZM54 54V55H55ZM230 54V57H231V53H229ZM228 54V55H229ZM241 54V53H240ZM47 55H48V53H47ZM66 55V54H65ZM233 55H234V50H233ZM232 55V56H233ZM52 56V55H51ZM116 56H117V53H116ZM115 56V57H116ZM134 56H136V55H134ZM140 56V54L139 55H137V58ZM191 56V55H190ZM3 57V56H2ZM141 57V56H140ZM139 57V58H140ZM5 58V57H4ZM51 58V57H50ZM54 58V57H53ZM57 58V57H56ZM66 58V57H65ZM68 58V57H67ZM78 58V57H77ZM143 58V57H142ZM224 58L227 60L226 61V63L224 62ZM63 59V58H62ZM61 59V60H62ZM236 59H238V58H236ZM142 60V59H141ZM217 60H218V62H217ZM239 60V59H238ZM238 60H237V62L236 63H238ZM54 61V60H53ZM65 61V60H64ZM118 61V60H117ZM61 62V61H60ZM137 62V63H138ZM142 62V61H141ZM194 62V61H193ZM234 62V63H235ZM53 63V62H52ZM62 63V62H61ZM116 63V62H115ZM164 63V64H163ZM231 63V62H230ZM75 64V63H74ZM139 64H141V63H139ZM232 64V63H231ZM57 65V64H56ZM120 65H121V63H120ZM138 65V64H137ZM142 65V64H141ZM171 65V64H170ZM230 65V64H229ZM236 65V64H235ZM52 66V65H51ZM73 65H72V63L69 61V59L67 60V62L65 63V67H64V69H65V71L68 73V75L69 76H71V75H73L75 72H76V74H77V76L79 77L78 78V80H77V78H75L74 79V81H72V83L70 82V78L71 77H68V85L69 86H67V88H69V90H74V91H77V93H75V94H77V95H80L82 92V90H88L85 86H84V84H83V79L85 78L84 77V75L81 73V72H78L77 73V69L76 68H73L72 67ZM81 66V65H80ZM232 66V65H231ZM15 67H18V66H15ZM54 67V66H53ZM58 67H60V66H58ZM233 68H234V66H232ZM79 68V67H78ZM15 69V68H14ZM63 69V68H62ZM61 69V70H62ZM120 69V68H119ZM136 69V68H135ZM229 69H231V68H229ZM21 71V70H20ZM48 71V70H47ZM52 71H54V70H52ZM56 71V70H55ZM120 71H122V70H120ZM142 71H143V69H142ZM141 71V69H140V72H142ZM239 71V70H238ZM17 72V71H16ZM60 72V71H59ZM125 72H124V74H125ZM139 72V73H140ZM64 73V72H63ZM73 73V74H72ZM229 73V72H228ZM238 73V72H237ZM50 74V73H49ZM54 74V73H53ZM57 74V73H56ZM132 74V73H131ZM146 74V73H145ZM147 74V75H148ZM187 74V73H186ZM238 74H240V73H238ZM55 75V74H54ZM59 75V74H58ZM146 75V76H147ZM166 75V74H165ZM56 76V75H55ZM60 76V75H59ZM122 76V75H121ZM130 76V75H129ZM132 76V75H131ZM137 76V75H136ZM139 76V75H138ZM141 76H142V74H141ZM144 76V75H143ZM235 76H236V74H235ZM238 76V75H237ZM89 77V76H88ZM135 77V76H134ZM148 77L146 78H144V79H148ZM164 77V76H163ZM20 78V79H21ZM65 78V77H64ZM67 78V77H66ZM131 78H133V77H131ZM131 78H119L120 80H122L123 82H124V85L126 86H131V88L129 89V87L128 88H126V89H129L130 91H132V93H130V95L128 96L129 97V100H128V102H127V104H129L128 106H129V108H128V106H127V109H131L130 111H128L127 110V112L129 113V114H134L135 112H137V113H139L138 115H140V114H145L146 115V113L147 114H149L152 118V120H155V121H157L156 123H157V126H158V130L156 129V127H149V126H146V127H140L139 126V124H137L138 122H136V123H134V125H132L133 127L131 128L132 130H133V134H132V132H131V134H132V136L131 135H128L129 134V131L131 130L130 129V125L132 124V120H131V123H130V121L128 120H125V122H126V124L128 125V127H126V124H124L125 125V127L124 128H126V129H123L122 128V126L119 128V129H117V126L116 125H118L117 123L115 124V126L111 129V125H109V119H110V117L108 116V114L105 112V111H103V108H105V106L106 105H102L101 104V107H99V110H95V112L93 111V116L91 117V130H89V139H91L92 140V144L93 145H91V144H89V145H91V146H93L92 148H93V150H95L96 152H97V154L96 155H98L99 153H98V151H103L102 153H104V151L107 153V155L105 154V156H107L106 158H108L107 160L106 159H103L104 157H102V159L103 160H105V161H103V162H105L106 163V166L108 165L109 166V164L110 163H112L111 164V167L110 168H112V166H114V167H116V166H118L119 165V163L116 161V159H114V154L116 153V152H118L117 150H119L118 148V146L117 145H115V143H113V137L114 136H116V135H118V134H120V133H123V134H125L124 135V137L126 136V138H123V139H125V140H128V139H131L132 141H133V146H134V150L136 151V150H138V148H141V147H143V149H142V151H143V159L144 160H146V161H149L150 159L148 158V155L149 154H151V152H153V153H157L159 156H162L163 157V160H164V158H165V160H166V163L170 166H173V170L175 171V174H172L173 176L171 177V179H172V183L170 184V185H168V188L170 189V190H168V193H170V194H172V196L175 198V197H178L180 194H181V192L179 191V189H180V178H179V171H181L180 169H182V168H180L181 167V156H180V154L178 153V149L176 148V146H178L179 144H180V142L182 141V138L184 137L185 138V133H188L189 131H185V129L186 128H183L182 126H181V124L180 123H178L179 121L178 120H180V119H177V121L175 122V120H173L174 118H170V116H169V118H167V117H163L165 114H167V113H165V114H163L165 111H163L162 109H163V107H162V111H163V113H161V114H159V115H157L158 117H155V116H153L150 112H149V110H147V109H149L148 108V106H147V108H146V103H145V100L146 101H148V99L145 97V100H143V90L140 88V87H138L137 85H136V83H135V81H133V79L131 80ZM135 78H137V77H135ZM139 78H141V77H139ZM143 78V77H142ZM190 78V77H189ZM25 79V78H24ZM91 79H92V77H91ZM151 79V78H150ZM152 79V80H153ZM166 79V78H165ZM224 79V78H223ZM235 79H236V77H234L233 79H232V82L229 84V88H231V90L233 89V90H235L236 91V87H237V84H236V82L237 81H235ZM94 80V79H93ZM149 80V79H148ZM193 80V81H194ZM221 80V79H220ZM138 81V80H137ZM154 81V80H153ZM154 81V82H155ZM223 81V80H222ZM27 82V81H26ZM25 82V83H26ZM154 82H152V84L154 83ZM143 83V82H142ZM50 84V83H49ZM93 84V83H92ZM223 84V83H222ZM99 85V84H98ZM220 85V84H219ZM227 85V84H226ZM226 85H224V87L226 88ZM134 86V87H133ZM135 86H136V89H135ZM154 86V85H153ZM157 86V87H158ZM164 86V85H163ZM45 87V86H44ZM49 87V86H48ZM94 87H97V86H94ZM132 87L135 89V90H133L132 89ZM193 87V86H192ZM219 87V86H218ZM222 87V86H221ZM223 87V88H224ZM2 88H0L1 90H2ZM46 88V87H45ZM49 88H51V87H49ZM66 88V89H67ZM92 87H90V89H91ZM99 88H100V86H99ZM153 88V87H152ZM156 88V87H155ZM166 88V87H165ZM217 88V87H216ZM229 88H226V89H229ZM154 89V88H153ZM157 89V88H156ZM163 89V88H162ZM161 89V90H162ZM219 89V88H218ZM49 90H51V89H49ZM100 90V89H99ZM125 90V89H124ZM151 90V89H150ZM215 90V89H214ZM217 90V89H216ZM222 90H224V89H222ZM47 91H48V88H47ZM93 91V90H92ZM152 91V90H151ZM221 91V90H220ZM229 91V90H228ZM238 91V90H237ZM79 92H81V93H79ZM160 92V91H159ZM215 92V91H214ZM217 92V91H216ZM225 92V91H224ZM27 93H26V95H27ZM166 93V92H165ZM164 93V94H165ZM218 93H219V91H218ZM221 93H222V91H221ZM167 94V93H166ZM169 94V93H168ZM210 94H212L211 96H210ZM71 95V94H70ZM109 95V94H108ZM118 95V94H117ZM128 95V94H127ZM150 95V94H149ZM159 95V94H158ZM218 95V94H217ZM220 95V94H219ZM72 96V95H71ZM70 96V97H71ZM145 96V95H144ZM154 96V95H153ZM156 96H157V94H156ZM69 97V98H70ZM87 97V96H86ZM100 97V96H99ZM143 97V98H142ZM167 97H168V95H167ZM219 97V96H218ZM221 97V96H220ZM231 97V96H230ZM24 98V97H23ZM51 98H52V96H51ZM68 98V99H69ZM80 98V97H79ZM137 98V99H136ZM157 98V97H156ZM160 98V97H159ZM211 98V99H210ZM215 98V97H214ZM217 98V97H216ZM54 99V98H53ZM102 99V98H101ZM121 99V98H120ZM150 99H151V97H150ZM153 99V98H152ZM158 99V98H157ZM220 99V98H219ZM16 100V101H15ZM21 100V99H20ZM23 100V99H22ZM51 100V99H50ZM50 100L48 99V101L50 102ZM90 100H91V98H90ZM99 100V99H98ZM156 100V99H155ZM154 100V101H155ZM167 100V99H166ZM172 100V99H171ZM15 101V102H14ZM56 102H57V100H55ZM71 101V100H70ZM95 101H97V100H95ZM94 101V102H95ZM118 101H119V99H118ZM121 101V100H120ZM124 101V100H123ZM169 101V100H168ZM217 101H219V100H217ZM76 102V101H75ZM174 102V101H173ZM223 102V101H222ZM231 102V101H230ZM52 103V102H51ZM83 103V102H82ZM96 103V102H95ZM118 103V102H117ZM149 103V102H148ZM166 104H168L167 102H165ZM171 103V102H170ZM176 103V102H175ZM211 103V102H210ZM15 104V105H14ZM19 104V103H18ZM17 104V106H19ZM55 104V103H54ZM57 104V103H56ZM80 105H81V103H79ZM104 104V103H103ZM106 104V103H105ZM121 104V103H120ZM209 104V103H208ZM234 104V103H233ZM1 105V104H0ZM24 105V104H23ZM76 105V104H75ZM114 105H115V103H114ZM117 105H119V104H117ZM124 105V104H123ZM122 105V106H123ZM126 105V104H125ZM149 105H153V103H151L150 102V104ZM156 105V104H155ZM215 105H217L216 103H215ZM223 105V104H222ZM229 105V104H228ZM235 105V104H234ZM21 106V105H20ZM24 106H26V105H24ZM29 106V105H28ZM28 106H27V108H28ZM79 106V105H78ZM84 106V105H83ZM120 106V105H119ZM159 106V105H158ZM168 106H172L171 104H168ZM211 106V105H210ZM214 106V105H213ZM233 106V105H232ZM151 107V106H150ZM154 109H155V107L154 106H152ZM151 107V108H152ZM25 108V107H24ZM97 108V107H96ZM95 108V109H96ZM110 108H111V106H110ZM124 108V107H123ZM122 108V109H123ZM206 108H207V106H206ZM19 109H20V107H19ZM18 109V110H19ZM22 109H23V107H22ZM76 109V108H75ZM78 109V108H77ZM107 109V108H106ZM117 109H118V107H117ZM125 109V108H124ZM124 109H123V113H124ZM154 109H151V111L153 110V112H154ZM172 109V108H171ZM13 110H15V111H13ZM21 110V109H20ZM28 111H29V109H27ZM79 110V109H78ZM114 110V109H113ZM156 110H158L157 108H156ZM167 110V109H166ZM208 111H209V109H207ZM211 110V109H210ZM16 111H17V113H16ZM86 111H87V109H86ZM207 111V112H208ZM25 112V111H24ZM30 112H31V109H30ZM122 112V111H121ZM146 112V113H145ZM156 112V111H155ZM161 112V111H160ZM22 113V112H21ZM20 113V114H21ZM81 113V112H80ZM126 113V112H125ZM136 113V114H137ZM205 113V112H204ZM29 114V113H28ZM88 114V113H87ZM128 114V115H129ZM135 114V115H136ZM157 114V113H156ZM19 115V114H18ZM17 115V116H18ZM75 115H76V112H75ZM77 115H78V113H77ZM82 115V114H81ZM125 115V114H124ZM216 115V114H215ZM31 116V114L29 115V117ZM114 116V115H113ZM121 116H122V114H121ZM126 116V115H125ZM161 116V117H160ZM195 116V115H194ZM68 117V116H67ZM83 117V116H82ZM81 117V118H82ZM85 117H87V115H85ZM119 117H120V115H119ZM123 117V116H122ZM128 117V116H127ZM131 117V116H130ZM135 117V116H134ZM138 117V116H137ZM143 117V116H142ZM189 117V116H188ZM19 118V117H18ZM75 118V120L76 121H78V117H74ZM88 118V117H87ZM109 118V119H108ZM112 118V117H111ZM113 118H116V117H113ZM133 118V117H132ZM145 118V117H144ZM176 118H177V116H176ZM197 118V117H196ZM123 119V118H122ZM131 119V118H130ZM143 119V118H142ZM147 119V118H146ZM145 119V120H146ZM157 119V120H156ZM216 119V118H215ZM20 120V119H19ZM23 120H20L21 122L23 121ZM80 120V119H79ZM82 120V119H81ZM87 120V119H86ZM113 120H115L116 121V119H113ZM121 120V119H120ZM134 120H135V118H134ZM152 120H149L148 121V123H150V121H152ZM209 120V119H208ZM23 121V122H24ZM84 121H85V118H84ZM136 121V120H135ZM137 121H139V120H137ZM158 121H159V123H158ZM218 121V120H217ZM181 122V121H180ZM77 122H75V124H76ZM80 123H81V121H80ZM82 123H83V121H82ZM81 123V124H82ZM84 123H86L87 124V121L86 122H84ZM89 123H90V121H89ZM114 123V122H113ZM130 123V124H129ZM139 123H141V121L139 122ZM142 123H144V121L142 122ZM141 123V124H142ZM146 123V122H145ZM79 124V123H78ZM81 124H79L80 125V127H81ZM111 124V123H110ZM151 124V123H150ZM19 125V126H18ZM24 125V124H23ZM64 125H65V123H64ZM77 125V124H76ZM78 125V126H79ZM146 125V124H145ZM154 125V124H153ZM25 126V125H24ZM23 126V127H24ZM144 126V125H143ZM161 126H162V128H161ZM77 127V126H76ZM153 129V131H155L154 132V134H153V137L152 138H149L148 137V135L146 134V130H149V129ZM85 129H87V128H85ZM162 129V130H161ZM161 130V131H160ZM187 130H188V128H187ZM190 130V129H189ZM31 131V132H30ZM151 131V130H150ZM149 131V132H150ZM84 132H86V130L84 131ZM19 134L22 136V138L21 139H23V141L24 142H22V145H23V147L25 148H23L22 150L20 149H18V148H20L19 146L21 145H19V142H21V141H19L18 142V139L20 138L19 137ZM85 134V133H84ZM75 135V134H74ZM87 135V134H86ZM188 134H186V136H187ZM191 135H192V133H191ZM63 136V135H62ZM88 136V135H87ZM121 136V135H120ZM123 136V135H122ZM131 136V137H130ZM67 137H69L68 135H67ZM67 137H65L64 138V136H63V138L64 139H66V141H65V143L67 142L68 143V139L69 138H67ZM83 137V136H82ZM119 137V136H118ZM118 137H117V139H118ZM133 137V138H132ZM86 138V137H85ZM183 138V139H184ZM190 138V137H189ZM70 139H71V137H70ZM88 139V140H89ZM120 139V138H119ZM122 139V140H123ZM20 140V139H19ZM83 140V139H82ZM227 140V139H226ZM225 140V141H226ZM15 142V146H14V142ZM45 141V140H44ZM72 141V140H71ZM90 141V140H89ZM121 141V140H120ZM119 141V142H120ZM132 141H129L128 140V144L130 145V143L129 142H132ZM224 141V142H225ZM16 142H17V144H18V146L16 145ZM84 142H85V140H84ZM188 142V141H187ZM40 143H43V142H40ZM47 143V142H46ZM88 143V142H87ZM89 143H91V142H89ZM118 143V142H117ZM122 143V142H121ZM125 143V142H124ZM182 143V142H181ZM226 143V142H225ZM69 144V143H68ZM71 144V143H70ZM120 144V143H119ZM126 144V143H125ZM124 144V145H125ZM229 144V143H228ZM21 145V146H22ZM42 145V144H41ZM66 145V144H65ZM81 145V144H80ZM122 145V144H121ZM121 145H119V146H121ZM226 145V144H225ZM230 145V144H229ZM17 146V147H16ZM67 146V145H66ZM71 146V145H70ZM113 146V147H112ZM128 146V145H127ZM127 146H125V147H127ZM195 146V145H194ZM43 147V146H42ZM71 147H73V144H72V146ZM125 147L123 148V149H125ZM228 147H230V146H228ZM90 148V147H89ZM114 148V149H113ZM133 148V147H132ZM195 148V147H194ZM222 148V147H221ZM68 149V148H67ZM80 149V148H79ZM123 149H121L122 151H123ZM130 149V147L128 148V150ZM224 149V148H223ZM24 150V151H23ZM59 150H60V148H59ZM71 150V149H70ZM70 150L68 149V150H66V153H69L70 152ZM72 150H74V154H72V158H71V161L70 162H68V165H72L73 167H78L79 165L80 166H82V164H83V168H85V171H88L89 173H85V174H87V178H86V180H88L87 182L88 183H90L92 186H94V187H96V185H98V184H96V179L95 178H97L98 177V175L94 172L95 170H93V169H91L89 166H87L88 164H87V162H85V161H83V159H81L80 160V158L77 156V153H78V149H77V146H76V149L75 148H72ZM71 150V151H72ZM120 150V151H121ZM126 151V153L127 152H129V151ZM140 150V149H139ZM138 150V151H139ZM45 151V150H44ZM65 151V150H64ZM69 151V152H68ZM90 151V149L88 150V152ZM91 151H92V149H91ZM138 151H136L137 153H138ZM73 152V151H72ZM82 152V151H81ZM124 152H125V150H124ZM71 153V152H70ZM80 153V152H79ZM95 153V152H94ZM101 153V152H100ZM118 153H121V152H118ZM124 154L123 153V155L124 156H127V154ZM132 153H133V151H132ZM141 153V152H140ZM45 154V153H44ZM117 154V153H116ZM79 155V154H78ZM121 155V154H120ZM129 155V154H128ZM139 155V154H138ZM137 155V156H138ZM224 155H225V153H224ZM261 155H262V153H261ZM103 156H104V154H103ZM135 157H136V155H134ZM157 156V155H156ZM226 156V155H225ZM59 157V156H58ZM66 157V156H65ZM77 157L79 158V160L82 162H79L78 161V159H77ZM93 157H95V156H93ZM116 157H118V156H116ZM135 157H133V158H135ZM83 158V157H82ZM113 159V162H111L112 161V159ZM120 158V157H119ZM128 158V157H127ZM126 158V159H127ZM130 158V157H129ZM131 158H132V156H131ZM132 158V159H133ZM138 158H140V157H138ZM100 159V158H99ZM118 159V158H117ZM122 159H124V158H122ZM141 159V158H140ZM259 159V158H258ZM32 160V161H31ZM98 160V159H97ZM101 160V159H100ZM109 160H111V161H109ZM120 160H121V158H120ZM143 160V161H144ZM191 160V159H190ZM57 161H58V159H57ZM94 161V160H93ZM92 161V162H93ZM122 161V160H121ZM127 161V160H126ZM135 161V160H134ZM225 161V160H224ZM136 162V161H135ZM134 162V163H135ZM145 162V161H144ZM154 162V161H153ZM53 163V162H52ZM99 164H102V163H100V162H98ZM104 163V164H105ZM124 163H125V161H124ZM131 163H133V162H131ZM137 163V162H136ZM140 163H142V162H140ZM223 163H225V162H223ZM234 163H235V161H234ZM23 164H25V165H23ZM122 164V163H121ZM128 164H129V162H128ZM127 164V165H128ZM145 164L147 165V163L145 162ZM153 164V163H152ZM166 164V165H167ZM181 164V165H180ZM21 165V166H20ZM52 165V164H51ZM53 165H55V163L53 164ZM67 165V164H66ZM90 165V164H89ZM125 165V164H124ZM136 165V164H135ZM137 165L138 166H140V164H139V162L137 163ZM145 165V166H146ZM150 165V164H149ZM232 165V164H231ZM55 166H57V165H55ZM79 166V167H80ZM91 166V165H90ZM107 166V167H108ZM134 165H132V167H133ZM141 166H142V164H141ZM143 166H144V164H143ZM143 166H142V170H144V168H145V166H144V168H143ZM170 166V168H172ZM233 166H235V165H233ZM64 167V166H63ZM67 167V166H66ZM69 167V166H68ZM72 167V168H73ZM78 167V172H79V169L81 168V170H82V167H80L79 168ZM97 167V166H96ZM100 167V166H99ZM147 167H148V165H147ZM225 167V166H224ZM228 167V166H227ZM246 167V166H245ZM25 168V169H26ZM50 168H52V166H50ZM54 169H55V167H53ZM57 168V167H56ZM61 168V167H60ZM70 168H71V166H70ZM94 168V167H93ZM101 168V167H100ZM99 168V169H100ZM103 168V167H102ZM119 168H120V166H119ZM122 168H123V165H122ZM121 168V169H122ZM137 168V167H136ZM149 169H148V171L151 173L152 171L150 170V167H148ZM242 168V167H241ZM58 169V168H57ZM56 169V170H57ZM74 169V168H73ZM73 169H72V173H73ZM109 169V167L107 168V170ZM113 169V168H112ZM126 169H127V167H126ZM126 169H125V171H126ZM130 169H131V171L133 172V169L130 167ZM147 169V168H146ZM151 169H153V168H151ZM22 170V169H21ZM70 170V169H69ZM69 170H68V172H69ZM76 170V171H77ZM84 170V169H83ZM83 170H82V173H83ZM102 170V169H101ZM100 170V171H101ZM106 170V171H107ZM115 170V169H114ZM123 170V169H122ZM140 170V169H139ZM154 170V169H153ZM172 170V169H171ZM173 170H172V172H173ZM249 170V169H248ZM53 171V170H52ZM64 171V170H63ZM62 171V172H63ZM97 171V170H96ZM103 171V170H102ZM105 171V170H104ZM109 171V170H108ZM107 171V172H108ZM120 171V170H119ZM118 170H115L114 172L116 173L115 174V176H113V172L110 170V172H112L111 174V176H113V178L111 179V181H109L110 183H109V185H108V183H107V180H106V185H108L109 186V188H110V190H111V195H113V196H119V195H122L121 194V192L123 191V188L124 189H126L125 187H123L122 188V185H121V183H122V181H123V179L122 178H126V177H122V174L119 172ZM145 171V170H144ZM221 171V170H220ZM226 171V170H225ZM54 172V174H55V170L53 171ZM67 172V174L64 176V174H62V178H60L61 179V181H60V184L58 185V187L59 186H62V189H63V193H64V190H67L66 188H67V185L70 183V182H72L73 180H71V179H73L71 176H70V174ZM109 172V173H110ZM122 172V171H121ZM124 172V171H123ZM137 172V171H136ZM139 172V171H138ZM143 173V171H140V173ZM149 172H145V174H149ZM227 172H230L229 170L227 171ZM240 172V171H239ZM248 172V171H247ZM264 172V171H263ZM81 173V174H82ZM139 173V175L141 176V174ZM154 173V172H153ZM180 173H183V172H180ZM225 173V172H224ZM238 173V172H237ZM250 173V172H249ZM35 174V173H34ZM75 175H77V174H79V173H77L76 174V172L74 173ZM81 174H79V175H81ZM103 174V173H102ZM108 174V173H107ZM106 173H105V175H107ZM134 174V173H133ZM138 174V173H137ZM226 174V173H225ZM224 174V175H225ZM21 175V174H20ZM26 175V176H25ZM73 175V174H72ZM95 175L97 176V177H95ZM125 175H127L126 173H125ZM129 175V174H128ZM127 175V176H128ZM132 175V174H131ZM130 175V177H132ZM136 175V174H135ZM154 175V174H153ZM237 175H239V174H237ZM250 175V174H249ZM19 176V175H18ZM27 176H29V177H27ZM34 176V175H33ZM52 176V175H51ZM78 176V175H77ZM85 176V175H84ZM83 176V177H84ZM104 176V175H103ZM137 176V175H136ZM143 177H145L144 175H142ZM149 176V175H148ZM223 176V175H222ZM226 176V175H225ZM38 177V176H37ZM50 177V178H49ZM57 177V176H56ZM55 176H54V178H56ZM59 177H61V176H59ZM105 177V176H104ZM152 177V176H151ZM153 177H155V176H153ZM232 177V176H231ZM242 177H243V175H242ZM53 178V179H54ZM128 178H129V176H128ZM235 178V177H234ZM237 178V177H236ZM59 179V180H60ZM76 179V178H75ZM77 179H79L78 177H77ZM76 179V180H77ZM81 179H82V177H81ZM102 179H104V178H102ZM106 179V178H105ZM138 179V178H137ZM142 180H143V178H141ZM141 179H138V181L139 180H141ZM155 178H153V180H154ZM157 179V178H156ZM34 180H35V178H34ZM75 180V181H76ZM83 181H84V178L82 179ZM81 180V181H82ZM109 180H110V178H109ZM128 180V179H127ZM126 180V182H128ZM134 180H135V178L133 179V183H134ZM146 179H144L143 180V182L142 183H144V181H145ZM149 180V179H148ZM52 181V180H51ZM55 182H56V179L54 180ZM80 181V180H79ZM82 181V182H83ZM137 181V180H136ZM157 181V180H156ZM243 181V180H242ZM59 182V181H58ZM57 182V183H58ZM86 182V181H85ZM123 182H125V181H123ZM130 182H131V180H130ZM141 182V181H140ZM139 182V184H141L142 185V183H140ZM149 182V181H148ZM148 182H146V183H148ZM154 182H155V180H154ZM248 182V181H247ZM53 183V182H52ZM56 183V184H57ZM73 183H75L74 181H73ZM72 183V184H73ZM79 184V182L78 181H76V183L75 184ZM104 183V182H103ZM132 183V182H131ZM136 183V182H135ZM134 183V184H135ZM159 183V182H158ZM182 183V182H181ZM226 183V182H225ZM237 183V182H236ZM53 184H55V183H53ZM55 184V185H56ZM74 184V185H75ZM78 184H77V186H78ZM85 184H87V183H84L83 185H85ZM125 184V183H124ZM136 184H138V182L136 183ZM220 184V183H219ZM218 184V185H219ZM55 185H54V187H55ZM82 185V186H83ZM129 185V184H128ZM159 185V184H158ZM172 185V186H171ZM49 186V187H48ZM53 186V185H52ZM51 186V188L50 189H54L53 187ZM127 186V185H126ZM134 186V185H133ZM144 186V185H143ZM143 186H142V188H143ZM161 186V185H160ZM225 186V185H224ZM229 186V185H228ZM58 187H56V188H58ZM88 187H90V185H88ZM88 187H85V188H88ZM94 187H92V188H94ZM128 187V186H127ZM132 187V186H131ZM138 187H140V186H138ZM165 187H167L166 185H165ZM235 187V186H234ZM233 187V188H234ZM245 187V186H244ZM69 188H70V185H68V190H69ZM72 188V187H71ZM74 188V187H73ZM78 188H80V184H79V187ZM83 188H84V186H83ZM133 188V187H132ZM134 188H137V187H134ZM141 188V187H140ZM154 188L155 187H153V189L152 190H154ZM157 188V187H156ZM155 188V189H156ZM188 188V187H187ZM222 188V187H221ZM232 188V189H233ZM35 189V190H36ZM61 189V188H60ZM90 189V188H89ZM229 189V188H228ZM237 189H238V187H237ZM34 190V191H35ZM41 190V189H40ZM39 190V191H40ZM59 190V189H58ZM74 190V189H73ZM81 190V189H80ZM91 190V189H90ZM98 190H99V188H98ZM106 191H105V194L109 197V193H110V190L108 191V189H107V187H106V189H105ZM128 190V189H127ZM126 190V191H127ZM136 190V189H135ZM138 190V189H137ZM142 190V189H141ZM167 190V189H166ZM166 190H164V191H166ZM223 190V189H222ZM225 190V189H224ZM38 191V192H39ZM47 191V190H46ZM45 191V192H46ZM53 191V190H52ZM55 191H57V190H55L54 189V192ZM78 191V190H77ZM124 192L125 194L127 193V192ZM130 191V190H129ZM133 191V190H132ZM155 191V190H154ZM170 191V192H169ZM190 191V190H189ZM239 191V190H238ZM248 190H246L245 192H247ZM31 192L33 193V195H31ZM35 192H37V191H35ZM54 192H52V193H54ZM58 192V191H57ZM60 192H61V190H60ZM66 192V191H65ZM95 192H96V189H95ZM101 192V191H100ZM131 192V191H130ZM134 192V191H133ZM132 192V193H133ZM140 192V191H139ZM149 192H151V191H149ZM159 191L157 190V193H158ZM243 192V191H242ZM39 193H44V191H40ZM47 193H48V191H47ZM69 193H71V191L69 192ZM92 193H94V191L92 190ZM98 193V192H97ZM164 193H166V192H164ZM178 193H180V194H178ZM187 193V192H186ZM189 193V192H188ZM236 193V192H235ZM55 194V193H54ZM60 194V193H59ZM74 194H75V192H74ZM77 194V193H76ZM90 194V193H89ZM101 194V193H100ZM103 194H104V192H103ZM135 194V193H134ZM169 194V195H170ZM191 194V193H190ZM230 194V193H229ZM237 194V193H236ZM241 194H243V193H241ZM251 194V193H250ZM64 195V194H63ZM78 195V194H77ZM95 194H93V196H94ZM105 195V196H106ZM132 196V194H128V197L129 196ZM140 195H141V192H140ZM224 195V194H223ZM235 195V194H234ZM36 196H38V195H36ZM48 196V195H47ZM52 196V195H51ZM54 196V195H53ZM69 196V195H68ZM79 196V195H78ZM98 196H99V194H98ZM100 196H102V194L100 195ZM126 196H127V194H126ZM134 196V195H133ZM158 196H160L159 194H158ZM171 195H170V197H172ZM181 196V195H180ZM182 196H184V193H183V195ZM190 196V195H189ZM236 196V195H235ZM247 196H248V194H247ZM251 196V195H250ZM66 197V196H65ZM72 197H73V195H72ZM112 197V196H111ZM121 197H123V196H121ZM120 197V198H121ZM134 197H136V196H134ZM191 197V198H190ZM190 197H188V199L194 204V205H197L198 203H197V200H198V197H197V195H196V193H194V194H192ZM237 197V196H236ZM238 197H239V194H238ZM62 198H63V196H62ZM76 198V197H75ZM81 198V197H80ZM91 198V197H90ZM105 198V197H104ZM119 198V199H120ZM132 198V197H131ZM141 198H142V196H141ZM187 198V197H186ZM246 198V197H245ZM36 199L37 200H39V203H38V201H36ZM69 199V198H68ZM95 200L97 199V198H94ZM99 199V198H98ZM110 199H112V198H110ZM109 199V200H110ZM115 199V198H114ZM118 199V198H117ZM116 199V200H117ZM124 198H122L121 200H123ZM159 199V198H158ZM178 199V198H177ZM234 199V198H233ZM236 199V198H235ZM238 199V198H237ZM57 200V199H56ZM65 200V199H64ZM63 200V201H64ZM77 200V199H76ZM79 200V199H78ZM105 200V199H104ZM107 200V199H106ZM109 200H107V201H109ZM126 200H129V199H127L126 198ZM145 200H148V199H145ZM152 200H154V202L156 201V199H154V198H152ZM151 200V201H152ZM161 200H163V197H162V199ZM181 200H184V199H181ZM187 200V199H186ZM185 200V201H186ZM205 200V199H204ZM207 200V199H206ZM238 200H240V197H239V199ZM244 200V199H243ZM55 201V200H54ZM75 201V200H74ZM88 201V200H87ZM99 201V200H98ZM101 201H102V198H101ZM101 201H99L100 202V204H101ZM118 201V200H117ZM130 201H133V199L132 200H130ZM142 201V200H141ZM150 201V200H149ZM209 201V200H208ZM235 201V200H234ZM52 202V201H51ZM67 202V201H66ZM76 202V201H75ZM97 202V201H96ZM95 202V204H98L99 202H97L96 203ZM110 202V201H109ZM115 202V201H114ZM113 202V200H112V204L114 203ZM121 203V201H118V203ZM125 202V201H124ZM134 202H136L135 201V199H134ZM156 202H160V200L159 201H156ZM242 202V201H241ZM246 202H247V200H246ZM61 203H63V202H61ZM65 203V202H64ZM91 203V202H90ZM93 203V202H92ZM119 203V204H120ZM133 202H131V204H132ZM141 203H143V202H141ZM163 203H165V202H163ZM162 202H161V208L160 209H154L155 210V212L154 213H156V212H158L157 214H154L155 215V217H156V219H154L153 217H151V218H149V217H147L143 212H141V214H139V213H136L137 211L134 209V213H131V214H129V219L127 220V219H124L125 220V222L127 221V224L129 223V224H133L134 223V226H136V225H138V224H141V223H143L144 225H146V226H152L153 224H155L154 222H156V226H158V229H159V231H160V233H162V235H163V238H164V242H163V244H159V251H158V253H157V255H158V258L157 259H159L160 258V256H161V258L163 257L164 259L166 258V257H168V258H166V260H172L173 259V257L172 256H174L173 254H175V252H177V249H179V251H181L182 253L181 254H183V257L184 258H186V259H184V261L186 262L185 264H217L216 262H217V260L215 261V253H213V251L214 250H216L217 251V253L218 254H222V253H219V251L221 250V248H219V243L218 242H216V246H215V242L214 243H212V239L210 238V235H211V233L209 234L208 233V231L211 229V227H210V224H209V222L206 220V218L205 217H203V216H201V214L200 213H197L196 215H193L192 213H193V211L190 209V211H192L191 213H190V211L188 212V209H189V206L187 207L188 209H187V212H185L186 211V209H185V211L184 210H182L181 208V210L183 211V213L185 212L186 213V215L185 216H183L184 217V219L182 220V222H180V220H178L179 222H176V220H173L174 218H171V212L168 210V208L163 204ZM167 203V202H166ZM178 203H180L179 201H178ZM183 203H184V201L182 202V205H183ZM187 204H188V202H186ZM191 203V204H192ZM205 203H207V202H205ZM244 203V202H243ZM71 204V203H70ZM80 204H81V202H80ZM83 204V203H82ZM104 203H102V205H103ZM111 204V203H110ZM109 203H108V206H107V208L109 207V206H111ZM115 204V203H114ZM119 204L118 205H116L117 207L119 206ZM122 204H123V201H122ZM131 204H129V208L132 206ZM146 204V203H145ZM148 204V203H147ZM159 204V203H158ZM185 204V203H184ZM186 204V205H187ZM213 204V203H212ZM89 205V204H88ZM101 205V206H102ZM137 205H138V203H137ZM136 205V206H137ZM181 205V206H182ZM186 205L185 206H183L184 208L186 207ZM190 205V204H189ZM50 206V205H49ZM68 206V205H67ZM76 206V205H75ZM77 206H79V205H77ZM90 206V205H89ZM113 206V205H112ZM116 206H114V208H116ZM123 206V209L125 208L124 207V205H122ZM128 206V205H127ZM134 206V205H133ZM140 206V205H139ZM88 207V206H87ZM138 207V206H137ZM146 207V206H145ZM160 207V206H159ZM51 208V207H50ZM65 208V207H64ZM70 208V207H69ZM77 207H75V209H76ZM96 208H97V206H96ZM98 208H99V206H98ZM106 208V209H107ZM113 208V207H112ZM113 208V209H114ZM121 208V207H120ZM127 208V207H126ZM158 208V207H157ZM171 208H172V206H171ZM171 208H169V209H171ZM183 208V209H184ZM74 209V210H75ZM83 209V208H82ZM101 209V208H100ZM100 209H98L99 211H101ZM105 209V210H106ZM109 209H110V207H109ZM117 210H118V208H116ZM122 209V208H121ZM138 209H139V207H138ZM143 209V208H142ZM145 210H146V208H144ZM152 209H153V207H152ZM174 209V208H173ZM39 210H38V212H39ZM43 210V209H42ZM41 210V213L43 212V211H45V210H43L42 211ZM51 210V209H50ZM133 210V209H132ZM148 210V209H147ZM193 210H195L194 208H193ZM83 211V210H82ZM99 211H98V213H99ZM112 211V210H111ZM110 211V212H111ZM116 211V210H115ZM120 211V210H119ZM126 211V210H125ZM160 211V212H159ZM171 211H172V209H171ZM174 211H176V209H174ZM69 212V211H68ZM87 212V211H86ZM107 212V211H106ZM109 212V211H108ZM118 212V211H117ZM121 212H122V210H121ZM123 212H124V210H123ZM128 212V211H127ZM148 212V211H147ZM179 212H181V211H179ZM195 212V211H194ZM196 212H197V210H196ZM40 213V212H39ZM46 213V214H45ZM83 213V212H82ZM102 213V212H101ZM100 213V214H101ZM113 213H114V216H115V212L113 211ZM125 213V212H124ZM149 213V212H148ZM153 213V212H152ZM172 213H174V212H172ZM183 213H181V214H183ZM44 214V216H45V219L47 220V223L49 224L48 226H50V225H53V221L50 219V214H49V216H48V214H47V212H44L43 213ZM111 213H107V215L109 216ZM117 214V213H116ZM119 214V213H118ZM126 214V213H125ZM171 214V215H170ZM180 214V213H179ZM52 215V214H51ZM55 215V214H54ZM71 215V214H70ZM73 215V214H72ZM85 215V214H84ZM84 215H82V216H84ZM106 215V214H105ZM177 215V214H176ZM90 216V215H89ZM104 216V215H103ZM108 216H106V217H108ZM113 216V217H114ZM121 216V215H120ZM151 216V215H150ZM152 216H153V214H152ZM173 216H174V214H173ZM180 216V215H179ZM53 217V216H52ZM85 217V216H84ZM109 217H111V216H109ZM118 217V216H117ZM122 217H124V216H122ZM127 217V216H126ZM125 217V218H126ZM36 218H38V219H36ZM55 218V217H54ZM68 218V217H67ZM74 218V217H73ZM83 218V217H82ZM103 218V217H102ZM116 218V217H115ZM120 218V217H119ZM118 218V220H121V219H119ZM178 218H181V217H178ZM36 219V220H35ZM40 219V220H39ZM44 219V220H45ZM69 219V218H68ZM78 219V218H77ZM79 219H80V217H79ZM88 219V218H87ZM98 219H100V215H99V218ZM96 220V221H99V220ZM123 219V218H122ZM73 220V219H72ZM75 220H76V218H75ZM86 220V219H85ZM103 220V219H102ZM101 220V221H102ZM110 220V219H109ZM113 220H116V219H113ZM117 220V221H118ZM124 220H122V222L124 221ZM153 220H154V222H153ZM42 221H43V219H42ZM52 221V222H51ZM112 221V220H111ZM54 222H57V221H54ZM80 222V221H79ZM85 222V221H84ZM90 222V221H89ZM113 222V221H112ZM119 222V221H118ZM38 223H40V222H37V224ZM52 223V224H51ZM72 223V222H71ZM107 223V222H106ZM114 223V222H113ZM117 223V222H116ZM124 223V222H123ZM180 223H181V225H180ZM82 224V223H81ZM90 224V223H89ZM100 224V223H99ZM105 222H103L102 224H100V225H98V227H97V229H99V230H101V229H107V227H109V226H107V224H105ZM109 224V223H108ZM112 224V223H111ZM119 224H120V222H119ZM125 224V223H124ZM128 224V225H129ZM152 224V225H151ZM74 225V224H73ZM115 225H117V224H115ZM114 225V226H115ZM142 225V224H141ZM179 225L180 226H182V228L181 227H179ZM80 226V225H79ZM123 226V225H122ZM154 226V225H153ZM47 227V226H46ZM52 227V226H51ZM125 227V226H124ZM124 227H122V229H124L125 230V228ZM129 227H130V225H129ZM128 227V228H129ZM137 227V226H136ZM110 228V227H109ZM114 228V227H113ZM116 228H117V226H116ZM120 228H121V226H120ZM127 227H126V229H128ZM131 228H134V227H131ZM144 226H142V228L137 232V234H139V235H141L140 234V232H143L145 229H148V228H145ZM45 230L44 231H46V228H44ZM96 229V230H97ZM112 229V228H111ZM111 229H109V230H111ZM119 229V228H118ZM47 230H49V228L47 229ZM89 230V229H88ZM113 230H117V229H113ZM135 230V229H134ZM151 230V229H150ZM55 231V230H54ZM91 232H92V230H90ZM105 231H108V230H105ZM118 231V230H117ZM76 232H78L77 230H76ZM100 232V231H99ZM113 232V231H112ZM124 232V231H123ZM127 232V231H126ZM126 232H124V233H126ZM129 232H130V230H129ZM132 233H133V230L131 231ZM147 232V234H148V231H146ZM43 233V232H42ZM48 233V232H47ZM52 233V232H51ZM81 233V232H80ZM94 233V232H93ZM104 232H102V234H103ZM121 232H119V237H120V235L122 234H120ZM123 233V234H124ZM128 233V232H127ZM49 234V233H48ZM91 234V233H90ZM101 234V235H102ZM114 234V233H113ZM129 234V233H128ZM134 234V233H133ZM137 234H136V236H137ZM154 234V233H153ZM168 234H170V235H168ZM125 235V234H124ZM123 235V236H124ZM144 235H145V233H144ZM213 235V234H212ZM37 236H39V237H37ZM47 236V235H46ZM105 236H106V234H105ZM113 236V235H112ZM116 236V235H115ZM143 236V235H142ZM147 236V235H146ZM155 236V235H154ZM37 237V238H36ZM84 237V236H83ZM104 237V236H103ZM114 237V236H113ZM117 237V236H116ZM134 235H133V239H134ZM139 237V236H138ZM126 239L128 238V237H125ZM122 239L123 241L124 240H126V239ZM145 238V237H144ZM147 238V237H146ZM73 239H75V238H73ZM108 239H109V237H108ZM113 239V238H112ZM129 239H130V237H129ZM139 239H141V237L139 238ZM143 239V238H142ZM154 239V238H153ZM258 239V238H257ZM114 240V239H113ZM134 240H136L137 241V239H134ZM134 240H133V242H131V243H134ZM145 240V239H144ZM149 240V239H148ZM215 240V239H214ZM41 241V240H40ZM95 241V240H94ZM110 241V240H109ZM122 241V242H123ZM130 241H131V239H130ZM129 241V242H130ZM255 241V240H254ZM101 242V241H100ZM125 242V241H124ZM139 242H140V240H139ZM143 242V241H142ZM141 242V243H142ZM152 242H154L155 243V241H152ZM101 243H104V242H101ZM118 243V242H117ZM130 243V244H131ZM136 243V242H135ZM135 243H134V245H135ZM154 243H152L153 244V247L155 248V246H154ZM217 243H218V245H217ZM99 244V243H98ZM114 244V243H113ZM128 244V243H127ZM89 245V244H88ZM97 245V244H96ZM121 245V244H120ZM137 245V244H136ZM142 245V244H141ZM140 245V246H141ZM257 245V244H256ZM107 246V245H106ZM108 246H109V244H108ZM138 246V245H137ZM139 246V247H140ZM143 246V245H142ZM92 247V246H91ZM97 247V246H96ZM138 247V248H139ZM149 247V246H148ZM175 247H177V249L175 248ZM212 247H214V250H213V248ZM216 247V248H215ZM123 248H125V247H123ZM128 248H130V246L128 247ZM127 248V249H128ZM138 248H136V249H138ZM259 248V247H258ZM110 249V248H109ZM126 249V250H127ZM131 249V248H130ZM139 249H141V250H138V252H137V250L135 251L134 250V248L132 247V250L133 251H135V252H137L138 253V256H144L145 254H146V252H147V248H139ZM26 250V249H25ZM153 250V249H152ZM1 251V250H0ZM215 251V252H216ZM108 252V251H107ZM110 252V251H109ZM221 252V251H220ZM5 253H7V254H5ZM97 253H99V252H97ZM96 253V254H97ZM106 253V252H105ZM126 253H128V252H126ZM125 253V254H126ZM13 254H14V252H13ZM13 254H11V255H13ZM20 254H22V253H20ZM107 254V253H106ZM105 254V255H106ZM111 254V253H110ZM119 254V253H118ZM180 254V255H181ZM217 254V255H218ZM224 254V253H223ZM15 255H16V253H15ZM14 255V256H15ZM104 255V256H105ZM124 255V254H123ZM131 255H132V253H131ZM179 255V256H180ZM217 255H216V257H217ZM225 255V254H224ZM18 256V255H17ZM127 256V255H126ZM125 256V257H126ZM176 256V255H175ZM174 256V257H175ZM178 256V257H179ZM222 255H220L219 256V258H222L221 257ZM145 257V256H144ZM150 257H152V255L150 256ZM14 258H16V257H14ZM18 258V257H17ZM108 258V257H107ZM122 258V257H121ZM155 258V257H154ZM176 258V257H175ZM174 258V259H175ZM219 258H217V259H219ZM260 258V257H259ZM264 258V257H263ZM9 258H7V260H8ZM99 259V258H98ZM105 259V258H104ZM110 259H112V258H110ZM129 259V258H128ZM10 260H11V258H10ZM116 260V259H115ZM130 260V259H129ZM132 260V259H131ZM138 260V259H137ZM136 260V261H137ZM165 260V261H166ZM169 260H168V262H166V264H173V262L174 261H170L169 262ZM220 260H222V259H220ZM6 261V260H5ZM13 261V260H12ZM11 261V262H12ZM15 261H17V260H15ZM123 261V260H122ZM135 261V262H136ZM141 261H142V258H141ZM160 261V260H159ZM261 261V260H260ZM7 262V261H6ZM19 262V261H18ZM112 262V261H111ZM125 262V261H124ZM129 262H131V261H129ZM134 262V263H135ZM14 263V262H13ZM21 263V262H20ZM107 263V262H106ZM110 263V262H109ZM132 263V262H131ZM144 263H145V261H144ZM175 264H177L176 262H174ZM220 263V262H219ZM2 264V263H1ZM4 264H7V263H4ZM11 264V263H10ZM15 264H17L16 262H15ZM98 264V263H97ZM112 264V263H111ZM128 264V263H127ZM137 264V263H136ZM163 264H165V263H163ZM179 264V263H178ZM182 264V263H181ZM262 264V263H261Z\"/></svg>",
  "mask_w": 264,
  "mask_h": 264
}]
</instances>
